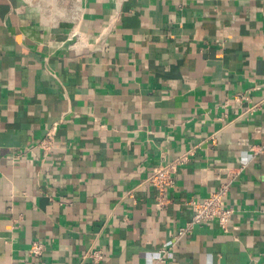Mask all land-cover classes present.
Masks as SVG:
<instances>
[{"label": "crops", "instance_id": "obj_1", "mask_svg": "<svg viewBox=\"0 0 264 264\" xmlns=\"http://www.w3.org/2000/svg\"><path fill=\"white\" fill-rule=\"evenodd\" d=\"M0 264H264V0H0Z\"/></svg>", "mask_w": 264, "mask_h": 264}, {"label": "built area", "instance_id": "obj_2", "mask_svg": "<svg viewBox=\"0 0 264 264\" xmlns=\"http://www.w3.org/2000/svg\"><path fill=\"white\" fill-rule=\"evenodd\" d=\"M52 141L50 133L42 138L38 145L44 150L48 149ZM190 155L189 151L182 152L170 161L160 164L151 168L150 172L144 178V182L149 183L157 191L158 206L164 204V191L167 187L173 184V174L177 171L178 167L187 162ZM228 192L227 184H221L209 195L201 200L191 199L187 204L191 207L193 214L191 219L181 227L177 236H183L190 232L195 224H203L211 220H215L219 227L226 230L228 222L232 216L233 209L223 206V200ZM127 195L133 198L132 192ZM43 250V245L39 242H33L29 248L32 255H40ZM85 257H89L93 262H99L103 259V252L101 249H90L85 252Z\"/></svg>", "mask_w": 264, "mask_h": 264}]
</instances>
